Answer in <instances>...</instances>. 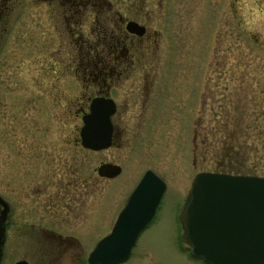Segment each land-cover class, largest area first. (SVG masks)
<instances>
[{
	"label": "rangeland",
	"instance_id": "1",
	"mask_svg": "<svg viewBox=\"0 0 264 264\" xmlns=\"http://www.w3.org/2000/svg\"><path fill=\"white\" fill-rule=\"evenodd\" d=\"M117 1L134 3L133 0ZM145 1L153 3L148 9L147 24L151 28L159 26L161 30L157 50L162 53V58H159L158 65L170 70L166 77L159 73L157 76L161 78L158 81L166 83L168 95L172 92L175 103L179 100L178 91L184 101L192 98V83L196 89L206 91L199 106V161L197 168H192V145L189 143L187 147L178 133L174 136V131L182 123L172 118L168 119L167 146L166 139L163 141L165 152L161 147L147 153L143 149L135 150L142 145L138 143L132 150L133 157L123 149L86 155V171L101 160L122 162L125 156H129L130 161L124 164L121 177L101 182L98 192H90L87 213L92 219L97 218L96 215L100 218L99 221L88 220V230L80 232L79 237L83 247L90 249L109 226L106 224L110 218L106 209L122 206L136 180L147 167L153 166L166 181L167 191L159 213L139 236L127 264H202L189 257L186 244L179 243L182 231L178 213L175 220L173 214L178 203L184 200L196 172L217 170L214 158L207 152L211 149L202 147L201 139L213 141L219 131L238 134L248 142V149L261 155L259 164H255L264 172V0ZM42 10L35 11V18L42 16L40 24H35L33 10H27L19 17L22 19L13 26L7 50L0 55V193L5 187L15 190L23 172L33 167L41 170L40 165L28 162L30 157V161L38 158L31 154L33 148L54 151L56 156L73 158L80 155L74 147V136L81 122L72 117L71 112H65L69 115L65 118L63 106L58 103L66 101L68 104L73 97L81 98V88L72 73L59 72L66 60L62 52L48 57L49 51L56 50V47H49L48 25ZM57 45L56 41L54 46ZM53 66L58 69L56 74L42 73ZM39 69L42 70L40 74L36 73ZM182 71L185 77L181 87L177 82L180 75L184 76ZM35 81L39 82V90L37 87L32 89ZM52 94L56 98L57 113L47 116L48 101L42 98L48 99ZM140 136L141 142H145L146 136ZM23 144L26 149L18 152ZM55 165V171L61 172L63 165L58 161ZM99 195H104L101 212V206L97 207ZM28 236L21 235L23 242H27ZM69 253L60 264H68L72 258L71 251Z\"/></svg>",
	"mask_w": 264,
	"mask_h": 264
},
{
	"label": "flooded vegetation",
	"instance_id": "2",
	"mask_svg": "<svg viewBox=\"0 0 264 264\" xmlns=\"http://www.w3.org/2000/svg\"><path fill=\"white\" fill-rule=\"evenodd\" d=\"M29 2L27 0H11V13L5 23H0V55L3 50H7L9 35L13 32V26L19 22V16L24 14V10H33L34 22L40 24L42 16L35 18V11L43 8V17L48 25L47 37L49 45H51L49 47H56V50L49 51L48 57L52 53L60 54L62 52L66 60L64 65H61L62 71L59 72L68 73L67 75L72 73L75 82L81 88V98L78 96L73 97L68 104H65L66 101L58 103V106H63L62 114L65 118H68L69 115L64 113L71 112L72 117L79 118L81 122L82 116L88 113L89 104L93 98H109L115 106L114 113L110 117L112 137L109 147L93 151L81 146L78 129L77 135L74 136V147L79 150L80 155L73 158L56 156L54 151L46 152L41 147V149L37 147L30 150L31 154H36L38 158L30 161L32 160V157H30L28 162L40 165L41 170L38 167H33L23 172L15 190L5 187L0 193V197L8 209L3 222L4 236L0 264H17L19 262L24 264H60L61 261L66 259L67 254H70V251L72 258H70L68 264H88L87 257L93 245L90 249L84 248L79 234L86 230L88 220L99 221L100 216L96 215L94 217L97 218L92 219L93 217L91 218L90 214L87 213V197L90 192L100 190L101 182H110L121 177L125 170L124 164L126 161L129 163L130 157L125 156L122 162L101 160L98 165L86 171V155L104 153L109 150L120 151L121 149L132 155V150L138 143L142 145L135 148V150L143 149L145 150L144 153L152 149L158 150L160 147L163 149L165 139V145L167 146L168 119L172 118L182 123L180 128L174 131V136L178 133L182 137L183 143L187 144V147H189V143L192 145L191 164L192 168H197L199 161V106L201 96L205 97L206 91L205 93L200 91L199 87L196 89L192 83V98H186L184 101L183 95H180L178 91L177 99L179 100L175 103L176 99L172 92L168 95L169 88H167L166 83L158 81L161 78V76H157L159 73H163L165 76L170 70L167 71L166 66L158 65L159 58H162V53L160 54V51L157 50V47L160 46V43L158 45L160 36L158 32L161 31L159 26L151 28L146 22L150 16L148 9L153 3L145 0H133L134 3H129V1L120 3L117 0H109L106 7L113 10L116 18L115 24L118 23L114 28L117 32L114 35V44L108 47L109 49L100 47L95 55L90 53V60H94V62L90 65H84L82 62L78 63L76 59V57L81 56V53L83 54L82 44L79 41L77 44L64 23L70 8L57 5L55 6L56 11L53 12L46 2ZM8 4H10V0H0V7L5 8ZM79 5L84 8H98L95 6L98 4L92 2H83ZM100 8L101 6H99ZM14 9L16 10L15 18L12 17ZM124 10L128 11L124 13ZM150 19H152V16ZM128 22H135L142 26L144 33L141 36L129 33L126 30ZM92 23L90 21L83 26V31L88 36L83 35L85 38H91L93 35L91 32ZM90 40L94 39L91 38ZM56 41L58 45L54 46ZM180 69H184V67ZM41 71L39 69L36 73L40 74ZM56 71L58 69L56 70V67L53 66V69L42 73L56 74ZM181 74H184V76H179L177 85L182 87L181 83L185 77V72L182 71ZM188 76L190 77V75ZM35 87L38 90L40 89L39 82H32V89ZM42 99L45 102L48 101L47 116L50 113L55 115L57 113L55 110L57 105L55 95L52 94V97ZM78 103L82 104L78 106ZM42 106H45V104H42ZM141 134L146 136L145 142H141ZM23 149H26L24 144L18 152ZM164 149L163 152H165ZM56 161L63 165L61 172L55 171ZM157 161L159 162L160 159L157 158ZM104 165L119 166L121 171L114 177L100 175L98 168ZM154 168L149 166L145 171L150 170L160 177ZM161 179L163 180V178ZM133 186L135 187V184ZM103 197L104 195H99L101 201L99 200V206L97 207L101 206L100 212ZM125 200L122 206L117 207V209H106L107 212L105 213L110 217L106 224H109V226L98 240L110 233L125 204ZM162 200L153 220L160 211ZM182 203L183 201L179 202V207L177 206L174 210V220L175 214L179 213L182 208ZM2 208L0 205V210ZM82 213L86 214L81 216ZM63 214H66V216ZM82 221L83 223H79ZM23 234L29 235L27 242H23L21 238ZM134 248L129 259L123 264L131 261ZM23 249L26 250L25 254H23ZM138 255V257L141 256L140 253ZM140 261L141 257L138 259V263Z\"/></svg>",
	"mask_w": 264,
	"mask_h": 264
},
{
	"label": "water",
	"instance_id": "3",
	"mask_svg": "<svg viewBox=\"0 0 264 264\" xmlns=\"http://www.w3.org/2000/svg\"><path fill=\"white\" fill-rule=\"evenodd\" d=\"M126 30L141 36L144 28L128 22ZM114 103L109 98L90 101L81 118L80 144L90 150L111 145L110 117ZM119 166L104 165L98 173L114 177ZM165 191V183L146 171L128 196L110 234L88 255L89 264H120L130 255L139 234L152 220ZM0 256L7 205L0 197ZM181 240L193 258L206 264H264V177L199 172L191 183L179 215ZM24 264V263H17Z\"/></svg>",
	"mask_w": 264,
	"mask_h": 264
},
{
	"label": "trees",
	"instance_id": "4",
	"mask_svg": "<svg viewBox=\"0 0 264 264\" xmlns=\"http://www.w3.org/2000/svg\"><path fill=\"white\" fill-rule=\"evenodd\" d=\"M15 1V0H14ZM30 2H46L49 7L54 11L55 6L62 5L69 9V14L65 17L64 23L66 28L71 32L77 44L78 41L82 44L81 49L83 54L76 57L77 62H82L84 65H90L94 60H90V53L95 55L100 47L109 49L108 47L114 44V35L116 31L114 28L116 18L113 10L107 8L106 5L109 0H28ZM92 2L97 3L98 8L88 7L84 8L79 3ZM14 4V3H13ZM99 6L101 8L99 9ZM94 8V9H89ZM12 10V4H8L5 8L0 7V23H5ZM15 11V9H14ZM93 16V17H92ZM92 21L91 32L92 39L85 38L86 34L83 31V26ZM4 26V24H3ZM2 28V26H1ZM90 32V33H91ZM1 34V31H0ZM84 35V36H83ZM88 37V36H86ZM94 37V38H93ZM104 45V46H101ZM77 63V64H78ZM202 147L211 149L209 154L214 158L215 167L217 172L229 174H245L264 176V172L258 167L261 160L257 151L248 149L249 145L242 137L239 138L238 134L234 132H217L213 141L201 139ZM204 150V149H203ZM207 154V153H206ZM199 156V149H198ZM207 156V155H206ZM205 156V157H206ZM259 156V157H258ZM254 157V158H253ZM251 160L254 162L252 163ZM255 163H258L257 165Z\"/></svg>",
	"mask_w": 264,
	"mask_h": 264
}]
</instances>
